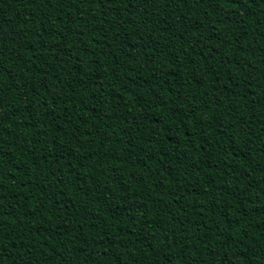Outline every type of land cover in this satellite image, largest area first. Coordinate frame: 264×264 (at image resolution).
Wrapping results in <instances>:
<instances>
[{
	"label": "trees",
	"instance_id": "16d2710c",
	"mask_svg": "<svg viewBox=\"0 0 264 264\" xmlns=\"http://www.w3.org/2000/svg\"><path fill=\"white\" fill-rule=\"evenodd\" d=\"M0 264H264V0H0Z\"/></svg>",
	"mask_w": 264,
	"mask_h": 264
}]
</instances>
